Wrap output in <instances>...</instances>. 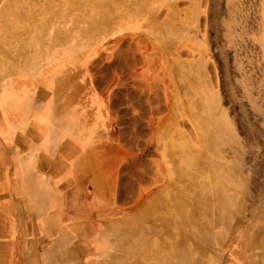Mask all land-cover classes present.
Here are the masks:
<instances>
[{
  "label": "rangeland",
  "instance_id": "rangeland-1",
  "mask_svg": "<svg viewBox=\"0 0 264 264\" xmlns=\"http://www.w3.org/2000/svg\"><path fill=\"white\" fill-rule=\"evenodd\" d=\"M75 1L0 0V134L22 138L19 148L33 133L48 147L63 138V150L71 134L90 144L82 174L62 181L82 190L55 192L48 179L31 180L38 190L28 191L17 168L0 173L15 260L21 235L36 241L37 205L68 193L78 208L83 196L102 204L122 229L146 221L142 206L163 218L170 205V247L156 236L117 264H182L187 244L204 249V264H264V0ZM228 178L239 193L224 205L235 211L233 227L212 220L215 205L198 215L197 232L184 227L178 209ZM102 238L96 256L83 244L81 264L112 263L119 251L105 228Z\"/></svg>",
  "mask_w": 264,
  "mask_h": 264
},
{
  "label": "crops",
  "instance_id": "crops-1",
  "mask_svg": "<svg viewBox=\"0 0 264 264\" xmlns=\"http://www.w3.org/2000/svg\"><path fill=\"white\" fill-rule=\"evenodd\" d=\"M9 136L11 135L0 134V173H4L10 165L17 168V173L25 177L24 181L28 185L26 188L28 191L38 190L31 186L36 185L31 183V180H38L40 183L48 179L50 189L55 192L63 190L64 186L71 190L84 189L85 184L81 181L76 186L71 179L62 181L64 174L78 173L79 175L87 167L89 163L87 150L90 144L86 138H77L71 134L70 147L63 150V138L55 140L57 144L54 145L55 147H48V137L41 133H33L25 139L26 145L19 148L15 143L18 140L21 141L22 138L17 136L10 138ZM13 138L16 140L14 141ZM59 147L62 150H59ZM79 150L82 154L74 157ZM18 154H20L19 157H17ZM14 158L17 159L18 166H15V162L12 161ZM52 198L48 203L38 204V208H35L32 215L31 221L38 223L36 225L38 232L34 237L36 241L26 243L27 239L31 240V237L26 234L21 235L25 240L24 248H19L17 254L22 258V262L15 260V236L11 230L12 218L9 214L5 215L0 211V264H81L80 257L84 258V255H81L80 251H84V243H90L94 256L99 255L100 250H104V244H95L99 243L100 238L101 241L104 240L102 238L104 224L111 221L108 213H102L104 206L98 204L96 207L91 199L83 196L82 205L78 208L75 205L76 198L71 200V195L68 193L66 196L61 193L55 194ZM48 239L50 240L47 241ZM41 243L48 245L42 249ZM27 244L30 248L26 246ZM83 264L95 263L84 261Z\"/></svg>",
  "mask_w": 264,
  "mask_h": 264
},
{
  "label": "bare ground",
  "instance_id": "bare-ground-1",
  "mask_svg": "<svg viewBox=\"0 0 264 264\" xmlns=\"http://www.w3.org/2000/svg\"><path fill=\"white\" fill-rule=\"evenodd\" d=\"M76 3H77V0L75 1V4ZM208 115H209V118L212 119V121L214 123L218 124L220 122V119L218 122L217 117H215V116L211 117L210 112H208ZM141 178L139 177V179H141ZM234 185H235L234 180H231L228 178L226 181H222V179H221V180H219L220 188L214 189L215 191L213 193L210 192L207 194L206 192L201 191L200 193L196 194L194 197V200L197 204L190 205L189 208L187 209V211L185 210L183 212L181 210L182 211L181 212L179 209L177 211V214H180V215H178L179 218H182V220H183L182 221L183 226L189 227L191 230L197 232V230H199L198 229L199 227L193 223H195V220H197L198 215H202L203 217H204V215H208L209 211H210L209 210L210 206L215 205L216 209L214 208V210H212L210 213L212 220L215 223H220V224L222 221H224L225 227H223V228L229 229V227L231 225L230 221L233 219L235 211L227 209L224 205H225V203H228V202H233V201L235 202V200L237 199V195H239V193L238 194H237V192H236V194L234 193V190H233ZM190 189L192 190V188H190ZM96 190H98V189H96ZM129 196H131V191H129V192L126 191L123 194L124 198H127ZM146 196H148V194H146ZM140 197H141V200H144V198H146L144 193H141ZM208 198H212L211 204L208 203V200H207ZM225 201H227V202H225ZM106 204H107V202H106ZM181 208H183V207H181ZM165 209L166 210L168 209V210L164 211V217L163 218L153 216L154 211H151L150 208L145 210V209H143V206H142L140 210L137 209V213L138 214L140 213L141 216H147V219L144 222L140 221L138 223V225L134 228L122 229L121 227H119V225H121V222H119L117 220H111L110 222H114V223H109L105 226L106 232L109 233L110 242L112 241L114 243L113 244L111 242L110 247L114 248L116 253H118V251H119V254L118 255L116 254L117 256L114 254L115 256L113 258L111 257L113 259L111 264H113V263L117 264V261L122 260V258H125V256L128 257L129 255L130 256L135 255L139 251H142L141 248L144 249V248L154 246L155 242H156V240H154V238L156 236H157V238L163 237L165 240V243H166L164 245L166 246L168 243V245L170 247V205H165ZM102 213H104V209H103ZM232 227H230V228H232ZM174 232H177V231H174ZM202 232H203V234H205L204 230ZM215 237L217 238L216 233H215ZM114 239L117 240L116 243H115ZM178 240H179V238L176 237L175 243L178 242ZM152 243L154 245H152ZM183 243L187 244V242L185 240ZM187 245H185L184 247L182 246L181 247L182 249L180 251H178V256H179V259H181V263L182 264H204V261L202 260L203 257L200 258V256H202L201 253L203 254L204 249L199 250L201 253L200 252L198 253L197 250H194ZM102 253L103 254H100V255H104V257L106 255L107 256L111 255L110 253H107V252H102ZM137 255H139V253Z\"/></svg>",
  "mask_w": 264,
  "mask_h": 264
}]
</instances>
